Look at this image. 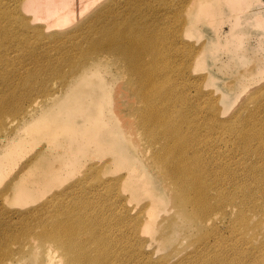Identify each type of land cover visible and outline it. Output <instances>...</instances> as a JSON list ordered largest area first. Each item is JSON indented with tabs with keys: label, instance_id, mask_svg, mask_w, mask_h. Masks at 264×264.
Segmentation results:
<instances>
[{
	"label": "rangeland",
	"instance_id": "rangeland-1",
	"mask_svg": "<svg viewBox=\"0 0 264 264\" xmlns=\"http://www.w3.org/2000/svg\"><path fill=\"white\" fill-rule=\"evenodd\" d=\"M33 2L0 0V101L7 97L12 103L0 117V254L10 250L15 264H38L26 257L24 231L30 221L22 212L67 185L72 186L68 202L84 195V203L93 204L92 191L117 177L108 184L122 207L106 199L88 212L111 226L123 218L125 237L141 219L138 244L126 240L121 264H207L219 253L264 264V0H77L70 21L51 25L35 15ZM114 25L151 37L158 78L142 86L147 96L135 92V75L109 56L108 64L73 75L77 54H72L82 34ZM52 65L57 66L53 73ZM81 83L89 96H77ZM96 101L106 124L92 139L89 120ZM147 103L168 109L190 141L202 142L211 192L221 188L236 195V208L223 203L228 207L203 224L186 217L190 210L169 192L175 182L161 180L147 159L166 142H151L137 123ZM117 112L121 117L114 120ZM213 112L217 120L207 116ZM128 122L134 125L124 130ZM236 130L250 137L244 145L238 144ZM252 164L261 167L257 179L253 172L244 174ZM243 187L253 189L245 202ZM119 233L116 227L111 236Z\"/></svg>",
	"mask_w": 264,
	"mask_h": 264
},
{
	"label": "bare ground",
	"instance_id": "bare-ground-1",
	"mask_svg": "<svg viewBox=\"0 0 264 264\" xmlns=\"http://www.w3.org/2000/svg\"><path fill=\"white\" fill-rule=\"evenodd\" d=\"M76 1L77 0H34L33 10L35 15H39L46 20L49 25H51V23L65 24L70 21L72 15L76 12L75 7H79L76 6ZM82 36L84 38L80 42L81 44L79 41L76 42V52L72 54V56L77 54L74 60L75 63L73 64V66L77 68L73 73L74 76H76L79 71H86L92 68V66L108 64L106 61L107 58L110 57V60L121 62L130 73L135 75V80L133 82V89L135 92L138 91L137 93L139 95L142 94L143 96H147L146 92L142 91V86L144 84H154L158 78L155 71L157 65L153 59L155 51L154 45L150 39L151 37L139 38L133 33L132 29L127 30L120 25H114L110 29L93 27L91 35L87 34L85 36V33H83ZM84 42L86 46H83ZM150 55L151 58H149ZM66 56L67 55H62L59 58L64 62V65L67 64L65 63L67 62V58H64ZM50 70L52 73L55 72L57 66L52 65ZM160 78L164 79L165 77L160 75ZM81 85H83V83L76 87V89L80 88L78 89L77 96H89L86 88ZM5 98V101H0V117L7 116L10 112L9 107L12 103L8 101L7 97ZM88 104H91V102L88 101ZM96 104H98L96 111L90 116L89 120H92L95 125H91L88 130L92 132L90 134V138L92 139L98 135L106 124V121L103 120L104 118H101L102 106L99 101H96ZM209 108L214 110L212 104L209 105ZM53 111L58 112L59 107L54 105ZM207 116H210L213 120H217L214 112ZM120 117L121 115L117 112L113 119L117 120ZM137 120V123L142 127V130L147 134L151 142L158 140V138L166 140L165 144L153 150V153L147 159L152 165L154 164L158 167V176L161 180H167L169 184H171L169 181L175 182V185L169 192L171 195L175 194L176 198L179 199L177 205L186 207L190 210L189 215H186L188 219L193 223L198 222L203 224L205 220H211L212 215L219 209L223 211L224 208L228 206L231 210L236 208V195L227 193L221 188H218V190H216L217 192L215 191V195L213 194L214 192H211L209 182L206 181L205 177L206 170H204L201 163V153L203 154V150L200 145L202 142L200 143V140L190 141V135L183 132L181 122L170 119L168 109H155L153 105L147 103L143 114H141ZM186 122H188L187 119L184 120V123ZM133 125L134 123L128 122L122 124V127L126 130L129 127H133ZM233 127V124L229 125L228 130L231 131ZM122 133L125 135L126 131H122ZM236 134L235 137L238 139V144L241 143L240 145H244L250 138L240 130H236ZM256 136L260 137L259 134H256ZM125 137L127 136L125 135ZM190 143L192 144L191 149ZM134 144H138L137 141L134 142ZM161 149L165 151L161 152ZM219 169L225 170V166L221 165ZM239 170L243 172L242 169ZM254 171L257 172L254 173ZM81 172H83V170ZM252 172L257 179L258 173L261 172V167L252 164L249 168L244 169V174L246 175ZM236 173L237 169L232 168L230 171L231 177H236ZM114 180H118V178L115 177ZM114 180H102L100 186L102 185L103 189L101 190L99 189L100 186H97L96 189L92 191L94 196L93 204L84 203V200L81 199L84 198V195H80L81 198L78 200L68 202L69 193L67 194V192L70 191L72 186L67 185L53 192L47 200L40 204L38 203L39 205H36L35 208L33 206V208L28 207V209H25L24 212H22L24 219H29L28 221H30V223L26 225L24 231L25 236L29 234L27 236L29 239L26 240V257L30 254L35 262L39 260L38 264H121L120 260L124 263L122 257L126 256L124 255L127 246L126 240L131 238V240L135 242L137 241L136 237H140L141 228L139 225H141V219L137 217L139 219L137 220L135 218L136 221L133 224L135 227H133L132 230H128V235L125 237L124 230L126 228L123 227L124 224H122L123 218L121 220L120 217H118L119 221H116L115 225L111 226L113 223L111 221L108 222L105 217H93L88 212L90 207L95 206V204L101 205L104 202H108L106 199H115L116 202L114 205L122 207V202L117 199V196H114L112 185L108 184ZM199 182L200 184H198ZM215 184L218 187L222 186V184L218 182ZM9 185L1 191V195L2 193H6ZM261 185L264 190V184ZM74 187H76V185ZM242 190L244 194V196H242V201L245 202L250 195H252L253 189L243 187ZM216 195L217 200H215ZM58 196L64 197L57 198ZM53 199H56L54 204H52ZM230 199H232V201ZM223 203H227L226 205L228 206L223 205ZM106 210L109 209L106 208ZM116 227H119L120 233L116 236H111ZM35 237L39 238L40 241L38 243L33 241ZM204 237L205 235H202L201 239ZM218 241L226 242V240L222 238H219ZM117 243L122 245L119 246ZM135 243L138 244V242ZM118 248L123 251L121 255H119L120 252ZM57 251L59 253H57ZM134 254L133 258H135V261L137 260L139 262V258H137L139 252L136 251ZM4 255H6V258L3 257V254H0V264H15L18 261L15 256L11 254L10 250H7ZM218 260L224 264H246L245 257H239L235 254L223 255V253L216 254L215 258L207 262V264H215ZM254 261L255 258L251 259L250 263ZM259 264H261V262H259Z\"/></svg>",
	"mask_w": 264,
	"mask_h": 264
}]
</instances>
